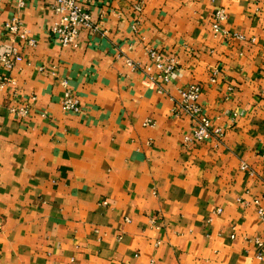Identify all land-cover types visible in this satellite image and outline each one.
<instances>
[{
  "label": "crops",
  "instance_id": "obj_1",
  "mask_svg": "<svg viewBox=\"0 0 264 264\" xmlns=\"http://www.w3.org/2000/svg\"><path fill=\"white\" fill-rule=\"evenodd\" d=\"M134 3L86 6L100 28L69 48L51 35L50 1L0 3V51L24 57L0 70V264H263L251 203L264 198V0ZM220 7L243 39L214 38ZM17 17L36 48L4 31ZM149 50L178 57L172 83L130 67L150 65ZM64 81L80 113L63 110ZM192 84L221 144L184 145L192 120L174 110ZM32 97L28 119L9 113Z\"/></svg>",
  "mask_w": 264,
  "mask_h": 264
},
{
  "label": "built area",
  "instance_id": "obj_2",
  "mask_svg": "<svg viewBox=\"0 0 264 264\" xmlns=\"http://www.w3.org/2000/svg\"><path fill=\"white\" fill-rule=\"evenodd\" d=\"M6 0H0V3ZM15 6L19 9H25L28 6L29 0H11ZM44 1V0H39ZM51 2V8L56 17L55 22L51 26V35L59 41L62 47H77L82 29H87L92 33L98 32L100 26L97 24L87 9L92 6L96 0H48ZM212 3H216L219 0H209ZM134 9L138 14L143 13L144 0H134ZM87 6V7H86ZM229 15L225 8H217L214 11L212 19V32L214 38L234 37L237 39H243L241 35L231 34L227 31L226 25L228 23ZM4 31L20 41V46L28 48H36L38 46V40L34 38L31 30L27 24L19 17L13 18L11 21L4 25ZM21 46V48H22ZM148 55L150 57V65L145 66L143 69L135 64L132 60H128L130 67L133 70H142V72L151 73L156 71L158 81L166 84L172 83L180 73V62L177 56L166 57L163 53L156 50H149ZM24 57L22 50L17 46H12L6 52L0 51V70L6 72L12 71L18 63L23 62ZM44 70V69H42ZM219 75L218 71H215L211 79L212 83L217 81ZM153 80V79H152ZM9 80L4 79L0 85V89H4ZM158 81H154L157 83ZM12 82V80L10 81ZM65 89V95L62 99L61 105L67 113H80L83 109L81 102L76 98L69 89L68 81H64L62 84ZM163 89H160L162 92ZM204 93L202 85L192 84L182 90H180V100L176 103L174 114L176 116L186 115L192 120V132L184 139V145L186 147L198 146L209 142L217 141L222 143L225 138V130L218 127L214 122L204 114L203 107L200 104V99ZM37 100L36 97H32L23 106H14L9 109V113L21 120H26L31 115V105ZM46 117V116H43ZM145 126L154 127L155 123L147 121ZM241 171L254 175V172L247 164L241 165ZM246 206L249 203L241 200ZM257 210V214L262 221H264V198H255L251 203ZM104 205H108L107 202ZM223 210H217L216 214L221 215ZM155 224V220H152ZM257 248L256 258L264 264V240L257 238L251 240Z\"/></svg>",
  "mask_w": 264,
  "mask_h": 264
}]
</instances>
